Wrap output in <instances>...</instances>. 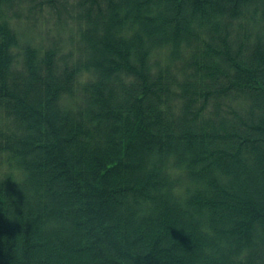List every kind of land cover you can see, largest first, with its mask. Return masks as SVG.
Segmentation results:
<instances>
[{
  "label": "trees",
  "instance_id": "1",
  "mask_svg": "<svg viewBox=\"0 0 264 264\" xmlns=\"http://www.w3.org/2000/svg\"><path fill=\"white\" fill-rule=\"evenodd\" d=\"M0 264H264V0H0Z\"/></svg>",
  "mask_w": 264,
  "mask_h": 264
},
{
  "label": "clouds",
  "instance_id": "2",
  "mask_svg": "<svg viewBox=\"0 0 264 264\" xmlns=\"http://www.w3.org/2000/svg\"><path fill=\"white\" fill-rule=\"evenodd\" d=\"M89 76H90L89 72H87V71L82 72L81 73V83L87 82V80L89 79ZM78 99H79L78 97L73 98V97L65 96L62 99V103H64L67 107L74 108L75 105H76V101ZM173 171L174 172H179V171H182V169H174ZM178 191H180V190L178 189Z\"/></svg>",
  "mask_w": 264,
  "mask_h": 264
}]
</instances>
